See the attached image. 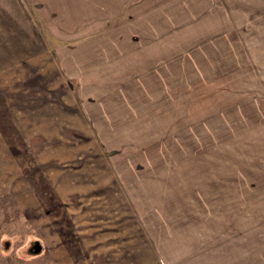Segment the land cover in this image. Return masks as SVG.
I'll return each instance as SVG.
<instances>
[{
  "label": "rangeland",
  "instance_id": "obj_1",
  "mask_svg": "<svg viewBox=\"0 0 264 264\" xmlns=\"http://www.w3.org/2000/svg\"><path fill=\"white\" fill-rule=\"evenodd\" d=\"M76 1L0 0V264H264V0Z\"/></svg>",
  "mask_w": 264,
  "mask_h": 264
},
{
  "label": "crops",
  "instance_id": "obj_2",
  "mask_svg": "<svg viewBox=\"0 0 264 264\" xmlns=\"http://www.w3.org/2000/svg\"><path fill=\"white\" fill-rule=\"evenodd\" d=\"M80 1H76L78 7H80ZM125 2V1H124ZM119 4V0H110L111 4H116V9L112 12L111 19L118 17L120 9L122 18L124 17V12L122 11V7L127 5L126 3ZM119 4V5H118ZM193 5V4H192ZM193 6H198L194 4ZM120 7V8H119ZM146 9V12H145ZM145 9H141L135 14L131 15V12L128 11V18L132 17L131 20L134 23L132 26H127L125 23L122 25H115L108 29L105 32V35L112 38L110 39V43L108 40L104 41L102 32L99 34H95L96 36L92 37L94 39V43L91 40H85L79 43L77 51L83 52L86 54H91V56H99L104 57L107 56L109 53L112 57L115 56H123L121 51H124L125 47L128 48V55L132 53H138V56L134 59V61H155L154 63H164L166 58V54H164L165 49L163 48L165 42L161 39L164 36V29L166 15L161 14V12H155L151 14V10H148L147 6ZM185 14L188 16V13L185 10ZM127 19V18H126ZM125 19V20H126ZM123 21V20H122ZM162 21V24L160 23ZM116 23L118 22L115 21ZM115 24V23H113ZM134 25L136 28H134ZM164 27V29L162 27ZM149 30V33L145 30ZM142 31V35H141ZM147 34L149 39H145V34ZM162 32V34H161ZM100 35V36H99ZM137 35L138 37L134 39V36ZM97 36L99 38L97 39ZM104 41V42H103ZM79 49V50H78ZM122 49V50H120ZM100 54V55H99ZM150 57L155 58L154 60H150ZM77 59V58H76ZM79 59V58H78ZM125 59L118 58L114 63H122L125 62ZM94 61L102 62L101 59L96 58ZM128 62V60H126ZM153 78H157L154 76ZM159 78V76H158Z\"/></svg>",
  "mask_w": 264,
  "mask_h": 264
}]
</instances>
